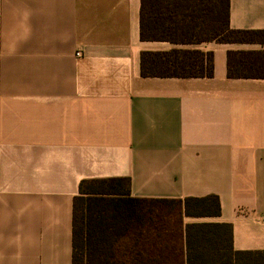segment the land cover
Segmentation results:
<instances>
[{
    "label": "crops",
    "instance_id": "1",
    "mask_svg": "<svg viewBox=\"0 0 264 264\" xmlns=\"http://www.w3.org/2000/svg\"><path fill=\"white\" fill-rule=\"evenodd\" d=\"M230 26L264 30V0H230ZM173 48L212 51L214 75L142 76V51ZM230 50L264 43L142 40L141 0H0V264H73L80 183L109 177L264 251V78L229 77ZM210 195L219 215L185 213ZM183 226L156 264L218 254Z\"/></svg>",
    "mask_w": 264,
    "mask_h": 264
},
{
    "label": "trees",
    "instance_id": "2",
    "mask_svg": "<svg viewBox=\"0 0 264 264\" xmlns=\"http://www.w3.org/2000/svg\"><path fill=\"white\" fill-rule=\"evenodd\" d=\"M141 38L264 43V30L232 28L230 0H141ZM227 66L229 77L264 78V50H230ZM214 68L212 51L173 48L141 53L145 77H211ZM130 187L129 177L81 181L74 199L73 264H156L159 257L152 250L169 246L168 231H183L180 217H168L181 214V199L133 197ZM185 213L219 215V198H188ZM184 231L188 249L219 250L215 255L188 254L189 264H264V251L234 250L229 223H189Z\"/></svg>",
    "mask_w": 264,
    "mask_h": 264
}]
</instances>
